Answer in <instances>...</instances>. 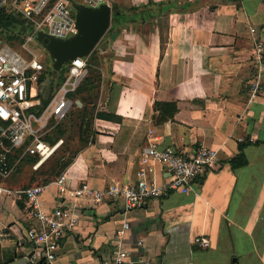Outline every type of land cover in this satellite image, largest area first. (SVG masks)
Masks as SVG:
<instances>
[{
  "label": "crops",
  "instance_id": "0c3cea01",
  "mask_svg": "<svg viewBox=\"0 0 264 264\" xmlns=\"http://www.w3.org/2000/svg\"><path fill=\"white\" fill-rule=\"evenodd\" d=\"M107 1L129 8L149 0ZM172 1L187 8L170 16L163 53L154 25L129 27L100 50L101 56H113L111 79L120 87L114 108L122 123L96 120L95 140L64 175L73 187L135 183L142 151L150 142L180 153L209 147L218 151L219 163L195 180L188 195L151 200L127 216L122 201H73L51 182L41 196V208L76 204L79 224L47 264H109L120 247L128 250L134 264H264V91L251 96L259 76L264 87L251 35L256 29V38L264 41V0ZM22 4L18 0V8ZM128 31L139 41L128 39L130 34L121 41ZM103 76H110L108 69ZM155 102L176 103L174 119L158 124ZM151 129H156L153 136ZM245 141L250 143L244 151L246 164L233 169L230 161ZM31 168H16L0 184L12 191L27 188L33 180ZM149 177L158 184L170 179L159 164ZM126 223L130 229L118 239ZM37 225L24 195L2 197L0 264H11L20 255L33 254L28 264L45 259L44 249L27 239V231ZM197 236L208 237L211 247H195Z\"/></svg>",
  "mask_w": 264,
  "mask_h": 264
},
{
  "label": "built area",
  "instance_id": "2783aa9c",
  "mask_svg": "<svg viewBox=\"0 0 264 264\" xmlns=\"http://www.w3.org/2000/svg\"><path fill=\"white\" fill-rule=\"evenodd\" d=\"M77 3L97 8L108 4L107 0H79ZM23 14V19L34 31L45 32L58 39H69L78 34L76 16L71 0H23L22 8H18V0H0V10L4 7ZM255 42L254 58L259 75L264 73V41L256 38V29H251ZM32 37H27L22 46L27 55L10 47L0 44V121L6 124L1 128L0 135V177L7 179L14 172L25 155L37 156L38 161L32 168L37 170L42 164L50 160L64 143L59 140L51 145L44 140L53 128L58 125L74 105L69 95L75 93L81 83L88 76L86 61L78 58L66 68L65 80L59 88L52 92L49 103L41 113H38L43 103L41 93V78L45 72L52 70V65H46L39 55L33 52ZM49 66V67H48ZM259 76L251 85V96L255 98L263 93L264 87ZM45 100V99H44ZM156 129L150 130V136ZM5 141L10 145H6ZM24 148L23 154L10 163L15 150ZM219 163L218 151L200 146L185 153L173 148L160 149L155 143L142 151L141 168L135 183H113L105 189H96L88 183L73 187L67 184V177L63 174L57 178L55 184L60 195L73 201L81 198L89 200L93 205H101L105 201H122L125 215L142 211L146 204L154 199L167 197L173 193L188 195L195 180L207 171L215 168ZM154 164L165 169L170 179L158 184L149 177L154 172ZM47 186L38 185L20 191H12L0 184V201L4 195H24L32 216L38 225L27 231L30 243L44 249L45 260L52 262L63 247L67 233L73 231L79 224L76 204L68 208H54L44 211L40 199ZM130 229L129 223L117 232L116 237L122 238L124 232ZM193 245L200 250H208L211 241L206 236H197ZM109 264H134L128 250L119 248L114 252Z\"/></svg>",
  "mask_w": 264,
  "mask_h": 264
},
{
  "label": "trees",
  "instance_id": "16d2710c",
  "mask_svg": "<svg viewBox=\"0 0 264 264\" xmlns=\"http://www.w3.org/2000/svg\"><path fill=\"white\" fill-rule=\"evenodd\" d=\"M240 2L241 0H233ZM184 7H178L177 4L170 1H154L149 0L138 6L129 8L113 5L112 25L105 37L102 39L97 49L84 60L88 67V76L81 83L75 93L69 95L74 105L67 113L66 117L56 125L53 130L44 137V140L55 145L59 140H64L62 146L56 151L55 155L42 164L36 174H40L43 179L41 184L47 186L55 179L61 177L65 171L71 166L78 154L87 148L96 138L95 121L105 120L114 123H122V117L116 113L115 108H108L100 110L97 101L100 98L101 90L105 83L103 76V69L105 63H109V90L111 93L115 92L117 83L112 81L113 56H101L100 50L108 47L107 40L109 38H117L121 31L127 30L129 27L141 25H154L159 32V39L161 43L162 53L168 40V32L170 30V16L175 12H182ZM27 22L23 19V14L12 8L4 7L0 10V42L14 48L19 45L23 46L26 43L27 36L21 33L20 29ZM33 47V44L31 45ZM65 67L57 76L54 77L52 70L44 73L41 78V83L45 82L47 78L58 80V85L53 89L56 91L65 80L67 73ZM118 88H120L118 86ZM76 101H80L82 106H78ZM49 101L43 99L42 107L39 108L38 113H41L47 106ZM155 112H158L156 120L158 124H164L169 120H173L177 114L178 107L176 103H160L155 102ZM6 124L0 121V128H5ZM1 135V131H0ZM6 145H10L5 141ZM78 144L80 146H78ZM249 141L240 142V154L230 161L233 169L238 166L246 164L244 155L245 149L249 146ZM24 148L15 150L11 155L10 163L13 164L23 154ZM37 156L25 155L19 162L18 167L23 165L33 166L37 163ZM1 178V177H0ZM3 179V178H2ZM39 264H47L44 259Z\"/></svg>",
  "mask_w": 264,
  "mask_h": 264
},
{
  "label": "water",
  "instance_id": "95a60500",
  "mask_svg": "<svg viewBox=\"0 0 264 264\" xmlns=\"http://www.w3.org/2000/svg\"><path fill=\"white\" fill-rule=\"evenodd\" d=\"M76 16L78 34L69 39H58L42 31H34L28 24L21 27V33L38 42L50 55L52 72L57 76L72 61L78 58H88L105 37L112 25L113 10L109 4L92 8L71 0ZM58 80L47 78L41 86V93L46 101L51 97L53 89L58 85ZM82 106L80 101H76ZM33 254L23 257L11 264H28Z\"/></svg>",
  "mask_w": 264,
  "mask_h": 264
},
{
  "label": "rangeland",
  "instance_id": "374dc122",
  "mask_svg": "<svg viewBox=\"0 0 264 264\" xmlns=\"http://www.w3.org/2000/svg\"><path fill=\"white\" fill-rule=\"evenodd\" d=\"M76 1H79V0H76ZM8 8L11 9V7H9V6H8ZM130 31H128V33H122V35L119 37V39L121 41H125V38H127V36L130 34L129 35L130 38H128V39H130L131 41H139L138 38H135L137 35H135V36L133 34L131 35V32ZM145 32L146 31L143 30L141 32V35H143V33H145ZM143 37H144V35H143ZM139 38H140V36H139ZM111 39L112 38H109L107 40V42L108 41H111ZM1 43L2 42H0V44ZM15 49L17 51H20L22 54L27 55V51L24 48H22L21 46L17 45L15 47ZM32 49H33V52H35V53H37L39 55V57H40V59H41L42 62H44L46 65H50L51 64L50 55L45 50V48L42 47L38 42H35V45H33ZM108 53L111 54L110 52H108ZM108 67H109V63H107V64L105 63V67H104L103 70H107ZM48 70H50V68ZM104 73H105V76H106V74H107L106 71H104ZM104 78H105V83H104L103 88L101 90L100 98L97 101L98 108L100 110H105L106 108H114L115 107L116 96L118 95V90H119V88L117 86V87H115L116 88L115 89L116 91L114 93L110 94L108 76L107 77H104ZM106 103H107V106L104 105ZM78 146H80V145L78 144ZM31 169L33 170V168H31ZM33 171H34L33 172V180L27 184V188L34 187V186H38V185H42L41 184V180L43 179V177L40 174L39 175L36 174L37 172H40V170L39 171L38 170H33ZM15 176H17V175L15 174ZM29 176H30V174H29ZM36 177H38V180H36ZM18 178H20V176ZM55 181H56V179H55ZM27 188H25V189H27ZM25 189H22V190H25Z\"/></svg>",
  "mask_w": 264,
  "mask_h": 264
}]
</instances>
